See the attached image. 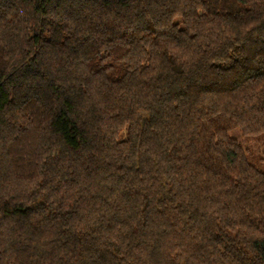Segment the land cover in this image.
<instances>
[{
    "label": "trees",
    "instance_id": "16d2710c",
    "mask_svg": "<svg viewBox=\"0 0 264 264\" xmlns=\"http://www.w3.org/2000/svg\"><path fill=\"white\" fill-rule=\"evenodd\" d=\"M0 264H264V0H0Z\"/></svg>",
    "mask_w": 264,
    "mask_h": 264
},
{
    "label": "rangeland",
    "instance_id": "374dc122",
    "mask_svg": "<svg viewBox=\"0 0 264 264\" xmlns=\"http://www.w3.org/2000/svg\"><path fill=\"white\" fill-rule=\"evenodd\" d=\"M231 135L236 138L244 148H246L248 151L250 150L251 155L258 154L257 152H261V146H262V138H245L241 132L236 129L231 132Z\"/></svg>",
    "mask_w": 264,
    "mask_h": 264
}]
</instances>
